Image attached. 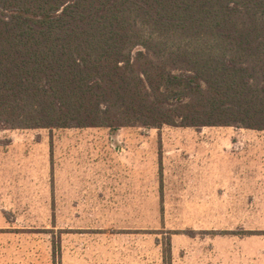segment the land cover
<instances>
[{
    "label": "rangeland",
    "instance_id": "1",
    "mask_svg": "<svg viewBox=\"0 0 264 264\" xmlns=\"http://www.w3.org/2000/svg\"><path fill=\"white\" fill-rule=\"evenodd\" d=\"M97 128L0 125V162L18 164L20 182L6 216L15 253L3 261L167 264L170 241L172 264H264V132L135 126L103 139Z\"/></svg>",
    "mask_w": 264,
    "mask_h": 264
},
{
    "label": "trees",
    "instance_id": "2",
    "mask_svg": "<svg viewBox=\"0 0 264 264\" xmlns=\"http://www.w3.org/2000/svg\"><path fill=\"white\" fill-rule=\"evenodd\" d=\"M0 125L264 131V0H0Z\"/></svg>",
    "mask_w": 264,
    "mask_h": 264
},
{
    "label": "crops",
    "instance_id": "3",
    "mask_svg": "<svg viewBox=\"0 0 264 264\" xmlns=\"http://www.w3.org/2000/svg\"><path fill=\"white\" fill-rule=\"evenodd\" d=\"M233 128L235 129L234 132H236L237 129H241L242 127H233ZM97 129H99V127ZM244 129H249V128H244ZM119 130L120 129L110 130L109 128H107V130H102V131L94 130V131L95 133H97L96 138L103 137V139H105L108 136L110 137L116 136ZM249 130H252V129H249ZM99 140L98 139L95 140L96 146L98 143L101 144L99 148V153L101 155L99 154V158L101 157L102 159L104 157L106 162L112 161V156H114V149L112 148L111 145L106 144V142H105V145H103L104 140L103 141L102 140L99 141ZM127 149L130 151L131 147H127ZM141 150L144 151L143 149ZM197 164L198 163H196L192 168L198 169L199 167ZM17 165L18 164L14 162H7L6 164H2V162H0V170L5 168L6 166L10 168L11 170L13 169V172L12 171L9 172L8 177L6 176L3 177L2 173H0V264H7V262L3 261V259L5 258V260H7L9 257H11L12 251L16 247V243H17L16 233L12 231V229H15V228L7 223L9 222V220L6 217L7 215L9 216L10 212L12 211L13 205L11 202L17 201L18 193L20 190L19 189L20 182H18L19 180L15 176ZM230 167L232 168L231 169L232 172H235L237 170V167H232V166ZM225 169H226V165H224V163L219 162L218 163V176L220 179H223L224 182H225V172H224ZM198 173H201V172H198ZM247 174L250 175L249 173ZM241 179L244 180L245 176L241 175ZM170 249H171V255H172V247ZM13 253H15V251H13Z\"/></svg>",
    "mask_w": 264,
    "mask_h": 264
}]
</instances>
